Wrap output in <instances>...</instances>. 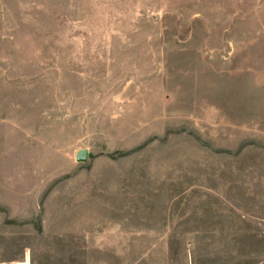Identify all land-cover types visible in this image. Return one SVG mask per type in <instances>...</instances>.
<instances>
[{
  "label": "rangeland",
  "instance_id": "obj_1",
  "mask_svg": "<svg viewBox=\"0 0 264 264\" xmlns=\"http://www.w3.org/2000/svg\"><path fill=\"white\" fill-rule=\"evenodd\" d=\"M15 261L264 264V0H0Z\"/></svg>",
  "mask_w": 264,
  "mask_h": 264
},
{
  "label": "water",
  "instance_id": "obj_2",
  "mask_svg": "<svg viewBox=\"0 0 264 264\" xmlns=\"http://www.w3.org/2000/svg\"><path fill=\"white\" fill-rule=\"evenodd\" d=\"M89 155H91V152L87 148H79L75 153V159L77 161H85Z\"/></svg>",
  "mask_w": 264,
  "mask_h": 264
},
{
  "label": "crops",
  "instance_id": "obj_3",
  "mask_svg": "<svg viewBox=\"0 0 264 264\" xmlns=\"http://www.w3.org/2000/svg\"><path fill=\"white\" fill-rule=\"evenodd\" d=\"M25 260H26V259H24V260H20V262H23V261H25ZM16 262H19V261H15L14 264H15Z\"/></svg>",
  "mask_w": 264,
  "mask_h": 264
}]
</instances>
